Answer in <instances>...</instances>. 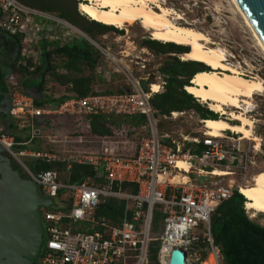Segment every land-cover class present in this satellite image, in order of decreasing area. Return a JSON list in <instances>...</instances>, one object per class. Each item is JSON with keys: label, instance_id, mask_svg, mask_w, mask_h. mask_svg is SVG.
<instances>
[{"label": "built area", "instance_id": "1", "mask_svg": "<svg viewBox=\"0 0 264 264\" xmlns=\"http://www.w3.org/2000/svg\"><path fill=\"white\" fill-rule=\"evenodd\" d=\"M0 32L18 38L15 67L16 70L25 67L24 77H35L32 71L41 64L43 50L54 45L85 39L101 54L92 92L84 96L69 91L57 104L37 105L35 98L25 92L21 80L11 81L7 115L14 119L17 131L24 136L17 140L0 128V146L21 173L55 202L41 208L44 241L34 264H150L149 247L155 240L159 241L158 264H169L174 248L185 252L188 264H202L210 254L214 264H222L211 233V214L234 191L240 193L241 186L250 184L254 175L264 170L263 137L257 134L260 119L252 118L251 130L257 140L241 138L229 129L221 130L219 135H207L203 119L196 135L164 130V123L188 111L159 113L153 107L152 96L162 92L166 83L165 75L159 70L152 72L149 90L143 91L139 79L149 73L139 76L126 73L109 47L100 45L57 12L41 10L20 0H0ZM105 63L117 65L114 71L126 77L122 87L108 89L110 92L97 88L100 82L108 83L113 72ZM153 84L157 86L155 91ZM67 87L70 89L71 84ZM41 94L51 92L44 87ZM52 96L61 95L52 93ZM250 101H254L253 97ZM246 108L248 113L254 110L251 106ZM98 113L138 115L143 117V122L130 134L122 127L113 136H95L103 140L97 150L76 148L74 142H91L82 135L75 139L47 135L53 145H41L38 126L50 124L53 117L87 118ZM215 113L233 122L228 115ZM67 143H72L74 149L65 147ZM29 160L55 163L58 167L35 169ZM179 161H184L186 167H181ZM73 164L89 166L91 171L79 180L70 181ZM214 169L227 174L213 175ZM179 173L188 180H174ZM188 174H194L196 181ZM198 175H209L212 181H198ZM227 176L228 180L224 181ZM131 184L136 191L131 189ZM109 199L123 203L115 220L98 212ZM243 208L250 220L264 227V217L259 218L258 212L246 208L245 201ZM156 212L164 217L159 220V229L154 231Z\"/></svg>", "mask_w": 264, "mask_h": 264}, {"label": "trees", "instance_id": "2", "mask_svg": "<svg viewBox=\"0 0 264 264\" xmlns=\"http://www.w3.org/2000/svg\"><path fill=\"white\" fill-rule=\"evenodd\" d=\"M20 1L41 10L57 11L61 17L88 33L92 38L95 33L103 34L107 29L114 27L87 17L85 19V15L79 14L83 11L79 6L81 0ZM13 40L19 47L18 38L15 37ZM142 42L143 46L156 54L174 53L168 55L169 57L159 68L160 72L165 75L166 83L162 92L152 96L153 107L159 113L192 109L201 119H217L219 116L213 110L201 106L195 101L196 97L185 90L186 85H191L194 76L201 71L209 70V67L199 61L179 59L177 54H184L190 50L187 46L173 42H160L155 39H145ZM100 58V52L89 41L75 39L63 46L54 45L49 50H43L42 62L36 66L32 74L38 78L37 84L40 92L49 78L54 84L64 85L67 89V86L71 84L69 91H73L78 96H84L92 92L95 83V69ZM25 70L23 66L18 68L20 74ZM105 92H110V90L107 89ZM41 95V99H35L37 105H42L44 102L57 104L67 97L66 94L59 97H53L52 93ZM87 118L90 134L97 137L113 136L122 127H126L127 133L130 134L133 128L143 122V117L138 115L123 117L98 113L89 115ZM16 128V122L12 120L2 131L13 134L15 139L21 140L22 137ZM29 163L35 169L58 167L55 163H39L33 160H29ZM90 171L89 166L73 164L70 169V181L79 180ZM124 186H127V183ZM130 187L136 191L134 185L131 184ZM245 199L243 194L234 191L231 197L222 201L211 214V233L214 243L219 248L223 264H264V227L247 217L243 208ZM122 205V201L109 199L100 206L98 212L115 220L118 212L122 210ZM163 217L164 215L159 212L154 214L152 226L154 231L159 229V220ZM158 245V240L150 243V264H158L156 258Z\"/></svg>", "mask_w": 264, "mask_h": 264}, {"label": "rangeland", "instance_id": "3", "mask_svg": "<svg viewBox=\"0 0 264 264\" xmlns=\"http://www.w3.org/2000/svg\"><path fill=\"white\" fill-rule=\"evenodd\" d=\"M163 1L165 2V6L171 9L173 8V10L180 15L181 18L174 19L176 23L197 28L208 34L212 41L215 42V45L218 47L220 46L224 51L228 61L239 66L240 71L243 72L245 76L260 77L264 80L263 49L254 38L249 27H247L246 24L244 25L243 18L238 13L231 0ZM80 12L79 14L85 15ZM86 17L92 20L87 15H85L84 18L87 19ZM115 27L116 26L107 29L103 34L95 33L94 38L79 27L77 28L85 32L103 47H109L125 72L131 73L134 76L156 72L169 57L168 55L174 54H156L154 51L143 46V40L153 38L150 33L138 23L127 24L121 28ZM181 55L182 54H177L179 59H182ZM116 66L117 65L106 64V68H110L113 72L110 74L111 76L108 83H98L97 88L99 90H115L124 85L126 77L123 73L114 71V69L117 68ZM16 73L18 74V78H21L24 87L38 83L37 77H24L27 75L18 73V70ZM48 86L50 87L48 88ZM44 87L56 96L69 92V88L67 89L66 86L58 83L54 84L49 78ZM195 99L201 106L210 109L208 104L202 103L198 98ZM253 99L254 101L252 104L254 103V105L251 107H253L254 110L252 113L247 112L246 114L251 118L260 119L259 122H257V134L262 135L264 146V93L254 95ZM186 110L188 112L185 115L164 123L162 129L176 133H193L200 130L202 124L199 115L192 109ZM49 122L50 124L38 126L41 129L42 135L39 141L41 145L45 147L53 145L48 141L47 135H51L56 139H62L63 135H67L71 139H75L77 135H82L84 139L91 140V142H74V145L76 148L89 150H97L103 143L102 139L90 134L88 120L85 117L55 116ZM65 147L73 148L74 146L72 143H67ZM12 163L14 164L13 160ZM188 175L193 182L196 181L194 174ZM228 178V176L225 177L224 181H227ZM55 201H57L56 198ZM258 216L259 218H263L264 212H258Z\"/></svg>", "mask_w": 264, "mask_h": 264}, {"label": "bare ground", "instance_id": "4", "mask_svg": "<svg viewBox=\"0 0 264 264\" xmlns=\"http://www.w3.org/2000/svg\"><path fill=\"white\" fill-rule=\"evenodd\" d=\"M231 2L264 52L262 37L254 31L244 10L237 2L235 0ZM164 3L163 0H81L80 7L83 10L82 14L101 23L117 28L138 23L155 40L190 47L188 52L181 55L182 59L202 62L210 69L194 76L191 85H186L185 90L202 103L208 104L214 112L226 114L230 120H233L229 122L223 117L203 119L205 134L219 135L221 130L229 129L237 132L241 138L257 140L251 130L253 120L246 114L248 111L244 107L252 106L250 97L264 93V80L260 77L245 76L239 66L228 61L224 51L220 46L215 45L208 34L197 28L176 23L174 19L181 18L180 15ZM156 89L157 86L153 84L152 90ZM178 164L186 167L184 161H179ZM211 174L227 173L214 169ZM174 180L186 182L188 178L179 173L175 175ZM239 191L246 198V208L255 212H264L263 170L257 172L250 184L241 186ZM207 258L202 264H214L211 254Z\"/></svg>", "mask_w": 264, "mask_h": 264}, {"label": "water", "instance_id": "5", "mask_svg": "<svg viewBox=\"0 0 264 264\" xmlns=\"http://www.w3.org/2000/svg\"><path fill=\"white\" fill-rule=\"evenodd\" d=\"M235 1L264 42V0ZM153 77V73H149L146 78L139 79L143 91L149 90ZM24 90L35 99L42 98L37 83L24 87ZM0 96L1 125L3 115H7L10 108V96L6 92H0ZM197 180L212 181L209 175H198ZM54 204V199L42 194L36 183L14 166L0 146V264L35 263L44 241L41 208ZM168 263L188 264L185 252L179 248L172 249Z\"/></svg>", "mask_w": 264, "mask_h": 264}, {"label": "flooded vegetation", "instance_id": "6", "mask_svg": "<svg viewBox=\"0 0 264 264\" xmlns=\"http://www.w3.org/2000/svg\"><path fill=\"white\" fill-rule=\"evenodd\" d=\"M17 57L18 46L15 45L13 38L0 32V92H6L9 96H11V81L18 78L15 67Z\"/></svg>", "mask_w": 264, "mask_h": 264}, {"label": "crops", "instance_id": "7", "mask_svg": "<svg viewBox=\"0 0 264 264\" xmlns=\"http://www.w3.org/2000/svg\"><path fill=\"white\" fill-rule=\"evenodd\" d=\"M12 120L14 121L13 118L9 117L8 115H5V116L1 119V125H0V128H1V129H4L5 127H7V125H8L10 122H12ZM16 129H17V128H16ZM18 133H19V135L24 136V133H23V132L18 131ZM98 148H99V147H98ZM207 259H208V258H207ZM207 259H206V261H207ZM206 261H205V262H206Z\"/></svg>", "mask_w": 264, "mask_h": 264}]
</instances>
